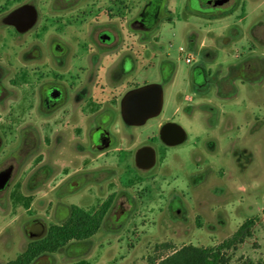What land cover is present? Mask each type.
Segmentation results:
<instances>
[{
    "label": "flooded vegetation",
    "instance_id": "flooded-vegetation-1",
    "mask_svg": "<svg viewBox=\"0 0 264 264\" xmlns=\"http://www.w3.org/2000/svg\"><path fill=\"white\" fill-rule=\"evenodd\" d=\"M123 1L25 0L13 8L35 12L33 25L23 31L18 28L26 26L27 11L19 14L17 26L3 21L9 11L0 16V176L5 178L0 210L14 204L51 208L49 224L48 216L31 213L23 228L29 244L62 228L77 212L93 217L105 204L98 230L109 220L123 227L142 198L131 193L137 173L156 166L159 149L179 146L169 144L179 131L187 138L179 120L148 125L162 108L142 123L122 116L126 93L148 84H137L136 74L151 69L152 58L158 60L155 83L162 94L176 71L168 53L152 51L166 0H146L121 21ZM188 1L202 17L222 18L238 0ZM123 25L128 40L121 35ZM197 48L202 52V45ZM192 69L191 81L199 88L214 78L208 66ZM229 122L221 120L218 127L226 133ZM214 147L208 139L207 148ZM151 152L154 165L140 167L138 153L139 164H145ZM173 199L180 202L177 195Z\"/></svg>",
    "mask_w": 264,
    "mask_h": 264
},
{
    "label": "rangeland",
    "instance_id": "rangeland-1",
    "mask_svg": "<svg viewBox=\"0 0 264 264\" xmlns=\"http://www.w3.org/2000/svg\"><path fill=\"white\" fill-rule=\"evenodd\" d=\"M23 1L0 0V16ZM123 2L121 21L146 0ZM231 3L222 18H205L188 0L165 1L152 51L168 53L176 71L163 85L161 113L148 125L179 120L188 133L185 142L159 149L156 166L137 173L131 193L142 198L131 221L118 228L117 220H109L92 237L71 240L32 264L157 263L185 245L218 246L247 219L255 220L252 234L225 251L229 264L264 262V0H238L229 8ZM186 53L195 60L191 64L184 61ZM149 63L151 69L137 72V84L160 79L157 58ZM199 64L214 77L202 88L191 81L192 68ZM221 120H230L226 133L218 127ZM208 139L214 148H207ZM50 210L18 204L0 210V264L28 247L23 228L31 213L48 216L49 224Z\"/></svg>",
    "mask_w": 264,
    "mask_h": 264
},
{
    "label": "trees",
    "instance_id": "trees-1",
    "mask_svg": "<svg viewBox=\"0 0 264 264\" xmlns=\"http://www.w3.org/2000/svg\"><path fill=\"white\" fill-rule=\"evenodd\" d=\"M168 20L171 19L168 18ZM107 207V204L103 205L93 217H89L81 211L77 212L69 223L62 228L51 230L48 235L39 241L29 244L24 252L7 264H30L43 253H54L71 240L81 241L90 238L100 227ZM254 225V219H247L239 226L230 239L218 246L205 248L191 244L185 245L174 250L157 263L152 262L151 264H229L230 257L225 251L250 237ZM244 264H264V262L259 260L254 263L251 260H247Z\"/></svg>",
    "mask_w": 264,
    "mask_h": 264
},
{
    "label": "water",
    "instance_id": "water-1",
    "mask_svg": "<svg viewBox=\"0 0 264 264\" xmlns=\"http://www.w3.org/2000/svg\"><path fill=\"white\" fill-rule=\"evenodd\" d=\"M27 11L29 18H27V24L24 28H18L20 31L30 28L35 19V12L33 9H28L24 6H20L11 12H9L3 19L6 24H13L17 26V18L20 13ZM163 102L162 88L157 83H148L133 89L126 93L122 100L121 111L124 120H136V123H142L143 121L155 117L160 113ZM135 122V121H134ZM184 131L178 132V138L175 142L169 144H180L186 139ZM138 153V165L142 168H150L154 165V154L152 152L147 156V162L145 164H139ZM142 165V166H141ZM1 179V176H0ZM5 181L2 177L1 183Z\"/></svg>",
    "mask_w": 264,
    "mask_h": 264
},
{
    "label": "built area",
    "instance_id": "built-area-1",
    "mask_svg": "<svg viewBox=\"0 0 264 264\" xmlns=\"http://www.w3.org/2000/svg\"><path fill=\"white\" fill-rule=\"evenodd\" d=\"M180 51H183V48H180ZM184 61H185L186 64H190V63H192L194 61V58H193V56L191 54L186 53L184 55Z\"/></svg>",
    "mask_w": 264,
    "mask_h": 264
},
{
    "label": "crops",
    "instance_id": "crops-1",
    "mask_svg": "<svg viewBox=\"0 0 264 264\" xmlns=\"http://www.w3.org/2000/svg\"><path fill=\"white\" fill-rule=\"evenodd\" d=\"M243 19V18H242Z\"/></svg>",
    "mask_w": 264,
    "mask_h": 264
}]
</instances>
